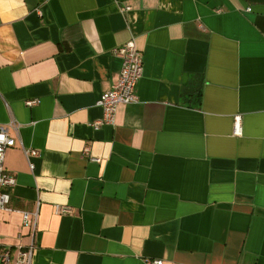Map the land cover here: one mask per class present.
<instances>
[{
  "label": "crops",
  "instance_id": "1",
  "mask_svg": "<svg viewBox=\"0 0 264 264\" xmlns=\"http://www.w3.org/2000/svg\"><path fill=\"white\" fill-rule=\"evenodd\" d=\"M131 39L139 102L96 129ZM13 122L0 247H27L37 212L32 264H264V0H0Z\"/></svg>",
  "mask_w": 264,
  "mask_h": 264
},
{
  "label": "built area",
  "instance_id": "2",
  "mask_svg": "<svg viewBox=\"0 0 264 264\" xmlns=\"http://www.w3.org/2000/svg\"><path fill=\"white\" fill-rule=\"evenodd\" d=\"M115 54L122 60V69L118 80L113 84L112 88L104 92L97 102V106L102 109L103 117L93 126L98 129L103 125H114L116 113L120 106H129L139 102L137 87L143 77L144 62L142 52L137 48L134 39L129 40L123 46L115 50ZM39 104L38 100H29L25 102L27 107H34ZM18 129L13 123L4 125L0 124V211L13 213L11 205L10 191L17 185V178L6 172L5 157L6 152L10 148L17 146L15 138L11 134V130ZM234 134L240 136L242 134L241 117L236 116L234 120ZM21 148L27 158L37 157L40 152L35 149ZM84 155L92 162H99L95 158L89 156V150L86 149ZM30 164V168L33 169ZM58 214H70L71 209L67 206L58 207ZM23 217V225L30 228V242L27 247L16 246L15 248L0 247V264H32L36 246L35 235L37 231V212H20ZM146 264H164L163 260L150 259Z\"/></svg>",
  "mask_w": 264,
  "mask_h": 264
},
{
  "label": "trees",
  "instance_id": "3",
  "mask_svg": "<svg viewBox=\"0 0 264 264\" xmlns=\"http://www.w3.org/2000/svg\"><path fill=\"white\" fill-rule=\"evenodd\" d=\"M197 94L196 96H194V99H193V103L190 104L191 107H199L200 103H201V93L198 92V89H197Z\"/></svg>",
  "mask_w": 264,
  "mask_h": 264
}]
</instances>
